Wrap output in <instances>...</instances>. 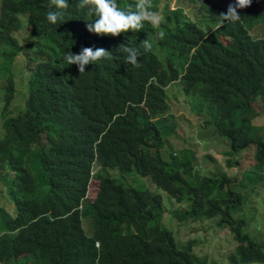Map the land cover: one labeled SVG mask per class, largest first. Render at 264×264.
<instances>
[{"label":"trees","instance_id":"16d2710c","mask_svg":"<svg viewBox=\"0 0 264 264\" xmlns=\"http://www.w3.org/2000/svg\"><path fill=\"white\" fill-rule=\"evenodd\" d=\"M49 2L0 0L6 69L0 75V199L8 201L0 203V262L210 264L193 252V240L178 243L163 224L159 192L117 181L108 174L115 170L145 176L183 203L169 211L174 219L214 218L226 227L235 242L227 264H264V241L248 232L242 213L262 184L261 173L257 180L237 176L238 168L199 173L191 147L171 148L157 123L172 116L164 88L178 80L196 113L208 111L202 124L227 140L226 166L264 164V127L251 119L255 102L264 110V35L249 31L264 21L260 0L237 9L240 19L220 27L219 15L235 0H189L190 17L166 13L159 24L146 20L139 32L117 36L89 32L94 16L78 7L79 0H68L67 9L53 6L60 18L52 24ZM117 3L123 9L136 0ZM20 14L29 28L23 43L13 35ZM145 39L150 51L141 47ZM125 46L141 49L140 67L127 62ZM84 47L104 48L111 56L80 73L64 56ZM18 52L24 55L26 95L13 115L9 64ZM91 177L97 185L88 200Z\"/></svg>","mask_w":264,"mask_h":264},{"label":"rangeland","instance_id":"374dc122","mask_svg":"<svg viewBox=\"0 0 264 264\" xmlns=\"http://www.w3.org/2000/svg\"><path fill=\"white\" fill-rule=\"evenodd\" d=\"M261 2V17L264 18V0ZM150 11L157 13L160 17L169 14L171 19L179 17L182 14L184 16L191 15V5L189 0H151ZM21 26L17 30L13 31V35L16 36L20 43H23V39L27 34L29 28L25 23L23 15L20 14ZM150 23L155 25L156 23L150 20ZM255 29V30H254ZM250 32L256 31L264 35V21L259 20L249 29ZM4 45H0L2 49ZM24 55L18 52L13 61L9 64V68L13 74L14 93L9 104V113L15 114L18 110L23 109V101L26 95V79L27 73L23 68ZM1 60V56H0ZM0 61V75L2 71L6 70ZM166 96H168V102L170 105L171 114H166L164 117H160L157 121L158 129L161 134L165 135L171 144V148L180 147V144L189 145L185 147H191L192 149V161L199 173L214 172L216 169H222L226 173H234L237 169V176L243 174L246 179H261L260 188L253 194L249 195L246 204L242 208V213L247 215L248 232L252 234L257 240L264 241V164L251 163L247 165L245 162L242 167L236 165L226 166L224 162V151L226 148L227 140L220 138L219 136H212V129L202 124L203 118L208 117V111L201 110L196 113L195 100L190 104V94H185L180 87L178 80L172 81L164 88ZM1 94V90H0ZM197 100V99H196ZM1 107V101H0ZM255 113L251 117L252 122L264 127V110H261L256 102L254 103ZM0 126V134H1ZM241 168V169H240ZM240 171V172H239ZM108 174L114 177L117 181L122 183L132 184L137 187H146L151 191H157L161 196L162 207V222L170 228L178 243H184L186 240H193L192 250L193 252L203 258L204 261L210 264H227L225 254L230 251L234 245V240L231 237L230 232L226 227H219L214 222V218H208L203 220H189L174 219L169 211L178 209L184 206L183 203L175 202L164 191L159 188H155L149 179L145 176L139 175L134 171H125L116 173L115 170H109ZM256 182V181H255ZM256 182L255 184H257ZM253 184L252 186H254ZM97 185V179L94 177L89 178L85 196L89 200L94 195ZM251 185H248V188ZM8 202L3 196H1L0 203L4 205ZM182 205V206H181ZM85 224V220L82 221ZM85 232L89 233V229L86 225H83ZM2 264V262H0ZM249 264H262L259 262H251Z\"/></svg>","mask_w":264,"mask_h":264},{"label":"clouds","instance_id":"9594fccd","mask_svg":"<svg viewBox=\"0 0 264 264\" xmlns=\"http://www.w3.org/2000/svg\"><path fill=\"white\" fill-rule=\"evenodd\" d=\"M252 0H235L234 4H229L226 13H221L220 24L224 21L236 22L240 19L237 9L250 6ZM53 6L57 9H67L68 0H50L49 11L46 13L47 20L56 24L60 18V12L52 10ZM78 7L87 8L90 15L94 16V23H89L87 30L95 32L98 35L117 36L128 31L139 32L143 28L146 20L159 24L161 17L150 11L151 0H136L135 4H129L121 9L117 0H79ZM159 37L163 39L165 33L160 32ZM141 47L144 51H150L151 43L145 39L141 41ZM127 53L126 60L136 67H140L138 57L141 55V49L137 47H123ZM111 53L104 48L93 50L91 47H84L79 54H73L71 51L65 53L64 59L67 65L75 64L78 66L80 73L85 72V65L93 64L101 58H110Z\"/></svg>","mask_w":264,"mask_h":264}]
</instances>
